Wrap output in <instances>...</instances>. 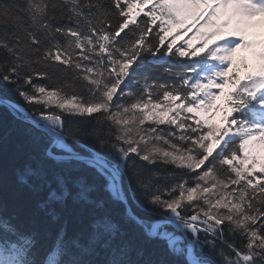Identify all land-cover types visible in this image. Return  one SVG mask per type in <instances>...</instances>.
<instances>
[{"label": "snow or ice", "instance_id": "obj_1", "mask_svg": "<svg viewBox=\"0 0 264 264\" xmlns=\"http://www.w3.org/2000/svg\"><path fill=\"white\" fill-rule=\"evenodd\" d=\"M145 55L199 59L160 82ZM0 81L43 136L17 170L33 218L0 205V264H264V0H0Z\"/></svg>", "mask_w": 264, "mask_h": 264}, {"label": "trees", "instance_id": "obj_2", "mask_svg": "<svg viewBox=\"0 0 264 264\" xmlns=\"http://www.w3.org/2000/svg\"><path fill=\"white\" fill-rule=\"evenodd\" d=\"M117 19L119 18L114 15L113 23H115ZM138 22L143 27V15L138 18ZM154 33L155 29L153 35ZM149 39H151V36ZM170 41L171 39L168 38L165 43L167 44ZM166 59L168 60V63L164 64L162 61H153V58L150 55H145L141 61L144 66L143 70L148 72L149 69H152L148 74L153 79L160 82L172 81L173 77L165 73L163 71L164 68L174 66L176 71H180L182 68L191 66L195 60H198L197 57L181 58L177 55H172ZM157 64H159V67H157ZM38 82L47 83L46 80H40ZM10 85L11 84H8V87H6L4 83L0 81V93L4 90V92L6 91L11 94L8 96L12 97ZM12 87H14V85ZM128 87L132 91H136L138 85L135 82H132L129 83ZM18 101L22 102L20 99H18ZM65 119L66 124L73 123L87 125L92 123V120L87 117H66ZM217 121H219V117H217ZM160 128L165 129V131L167 130L166 125H160ZM42 139V134L32 129L30 124L15 119L6 107L0 105V205H3L8 212L18 211L21 215V219L26 223L33 218L37 211L36 202L40 198V194L29 192L27 189H24L17 184V170L23 167L26 162L39 157L41 153ZM86 142L91 143V141ZM173 142L176 141L174 140ZM136 166L143 169L146 175L154 177L155 183L164 184L165 178H168V186L177 183L178 179L184 178L187 173L186 169L176 168L170 164H159L158 162L155 165H145L137 160ZM170 177H176L177 179H171ZM188 178L190 180V177ZM133 187H135V180H133ZM140 195L141 193L138 190L137 196L139 197ZM167 198L168 197L165 196V199ZM38 219L43 223L42 216L38 217ZM70 227H78V225L73 224L70 225ZM228 239L230 241H235L237 245H239L241 241L239 235L230 236ZM145 247L146 256H150L152 259L168 258L166 257L163 248L159 246L158 243L146 245Z\"/></svg>", "mask_w": 264, "mask_h": 264}, {"label": "rangeland", "instance_id": "obj_3", "mask_svg": "<svg viewBox=\"0 0 264 264\" xmlns=\"http://www.w3.org/2000/svg\"><path fill=\"white\" fill-rule=\"evenodd\" d=\"M6 87H8V84H4ZM10 90L12 91V97L8 96L11 95L9 93H7L6 91L4 92V90H2V94H4L7 98L13 100L14 102H19L18 99H20L22 102H19L20 104H24L25 102L22 100L21 97H19L15 91H14V87H12L13 85H10ZM24 102V103H23ZM3 106V105H2ZM24 123V122H23ZM150 123V122H149ZM22 126L24 127V125L22 124ZM25 128V127H24ZM29 131V130H28ZM33 137V136H32ZM159 163V162H158ZM160 164V163H159ZM203 167V166H202ZM172 181V180H171ZM232 237V236H231Z\"/></svg>", "mask_w": 264, "mask_h": 264}]
</instances>
